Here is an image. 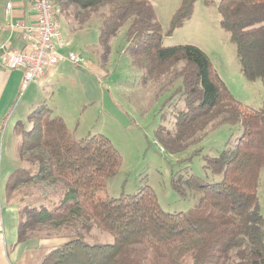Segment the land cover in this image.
Segmentation results:
<instances>
[{
  "label": "trees",
  "instance_id": "trees-1",
  "mask_svg": "<svg viewBox=\"0 0 264 264\" xmlns=\"http://www.w3.org/2000/svg\"><path fill=\"white\" fill-rule=\"evenodd\" d=\"M53 2L57 17L93 24L105 51L122 33L143 86L162 81L168 86L180 79L173 95L182 97L185 109L176 114L173 130L159 126L155 132L164 150L182 152L219 125H238L241 134L232 148L205 158L206 169L221 176L219 182L173 179L182 197L186 190L197 191L215 213L212 219H195L164 212L149 187L134 195L100 198L103 181L121 167L120 154L103 135L75 139L61 118L39 106L26 123L15 126L18 162L25 165L14 169L5 183L8 204L40 202L17 208V243L63 241L38 264H264L257 195L264 167V108L238 102L198 47L162 46L163 33L148 0ZM195 2L181 1L167 36L189 21ZM217 12L243 77L248 82L261 79L264 85V0H221ZM97 233L110 235V241H98Z\"/></svg>",
  "mask_w": 264,
  "mask_h": 264
},
{
  "label": "rangeland",
  "instance_id": "rangeland-1",
  "mask_svg": "<svg viewBox=\"0 0 264 264\" xmlns=\"http://www.w3.org/2000/svg\"><path fill=\"white\" fill-rule=\"evenodd\" d=\"M181 1L148 0L163 33L162 46L198 47L208 56L211 66L238 102L253 109L264 108L262 80L248 82L243 77L235 47L229 40V34L220 27L217 5L221 0H206L207 4L205 0H196L189 21L169 36L166 35ZM95 36L92 35V39H95ZM109 45L108 51L98 45L97 40L94 45L87 46L80 52L86 65L79 67L80 69H69L74 81L68 80L67 77L64 79L58 77L57 80L60 82L66 80L67 83L54 84L56 93L53 99L57 108L55 113L62 116L71 135L77 140L97 134L103 135L121 156L122 164L118 173L103 181L104 189L98 196L118 198L121 195H134L141 188L149 187L155 193L164 212L185 213L195 219H212L215 213L201 201L200 193L186 190V197H182L174 188L172 181L179 179L184 182L190 176H194L209 183L219 182L221 176H214L206 169L205 158L217 157L226 146L232 148L241 134V128L238 125H219L209 130L199 144L191 145L182 152L170 154L157 142L155 132L159 126L173 130L176 114L185 109L182 97L178 94L173 95L174 90L180 85V79L168 86L162 83L163 81L159 85L143 86L141 72L130 64L123 34L120 33L111 39ZM94 69L106 76L96 77ZM77 72L86 76L88 82L92 83L87 91L82 90L80 84L75 82L74 76ZM92 90L95 95L87 94ZM22 93L23 90L20 96ZM87 95L89 99L95 96L96 100L88 103ZM20 96L12 105L0 131V206L6 218L15 215L13 210L25 204L36 207L40 203L36 199L25 200L23 203L13 200L6 208L4 205L5 183L9 176L6 174L8 171L6 167L10 164L6 153L8 136L6 125L9 119L15 118L20 108L18 107ZM44 99L50 100L48 96ZM28 128L30 126L26 124V129ZM14 134L19 138L16 133ZM14 160L17 162L15 169L24 167L25 164H20L18 158ZM257 195L259 211L264 221V167L259 174ZM95 231L94 229L93 232ZM97 234L98 241L108 242L111 239L108 234Z\"/></svg>",
  "mask_w": 264,
  "mask_h": 264
},
{
  "label": "crops",
  "instance_id": "crops-1",
  "mask_svg": "<svg viewBox=\"0 0 264 264\" xmlns=\"http://www.w3.org/2000/svg\"><path fill=\"white\" fill-rule=\"evenodd\" d=\"M7 3H11L12 5L11 18L8 21L4 15L5 5ZM57 18L59 19V30L63 40V47L59 50V53L63 55L75 53L82 56L80 54L81 51L85 50L87 46H91L96 43V40L98 39V30L93 24H90L89 26H81L78 25L76 21L72 19L70 20L69 17L67 18L62 14H60ZM34 20L35 13L29 0H0V131L12 105L15 103L17 97L20 96L21 90H23L18 104V107L20 106V108L18 109L15 118L13 120L9 119L6 125V129H8L6 153L8 157L7 161L10 163L7 164L6 168L8 171L6 174H10L17 167V162L14 159L17 158L16 151L19 138H17L14 134V126L18 122L26 123L27 116L39 106H45L51 111L52 115L54 114L53 116H57L63 120L60 114L55 113L57 108L54 105L53 99L56 93L54 90V84H57V82L67 83L66 80L60 82L59 79L57 80L58 77L60 79L67 77L69 78L68 80L74 81L71 78L73 74L69 69H80L79 67L73 66L67 62L58 63L55 66L45 68L39 78L31 82L25 89H22L23 72L19 70L6 69L3 65V56L6 49H23L25 47L20 33L10 29L9 25L16 22H21L25 25H32ZM92 35H96L95 39H92ZM94 71L97 73L96 77L106 76L101 73L99 74V72L95 69ZM74 78L76 79L75 82L80 84L82 90L87 91V89L92 86V83L88 82L89 79L83 74H79V72H77ZM87 94H94V92L92 90ZM45 96H48L50 100L47 101L44 99ZM94 100H96L95 96L89 99L87 95L86 101L88 103H91ZM5 137L3 139H5ZM2 155L1 151V157ZM4 203L5 208L11 205L6 202L5 198ZM13 211L15 212V215L12 214L11 217L6 218L5 214L2 213V207L0 206L1 264H38L44 255L58 247V244L61 245L63 243V241L59 239H32L24 243H17V209H14Z\"/></svg>",
  "mask_w": 264,
  "mask_h": 264
},
{
  "label": "built area",
  "instance_id": "built-area-1",
  "mask_svg": "<svg viewBox=\"0 0 264 264\" xmlns=\"http://www.w3.org/2000/svg\"><path fill=\"white\" fill-rule=\"evenodd\" d=\"M29 2L35 13L34 23L25 25L16 22L9 25L10 29L20 33L25 47L6 49L3 56V65L6 69L23 72L22 89L39 78L47 67L63 62L76 67L86 65L85 59L78 54L59 53L63 47V40L53 0H29ZM11 8V3L5 5L4 15L7 21L11 18Z\"/></svg>",
  "mask_w": 264,
  "mask_h": 264
}]
</instances>
